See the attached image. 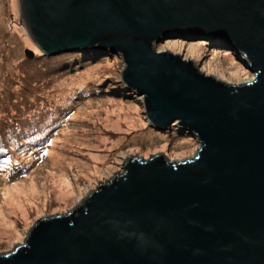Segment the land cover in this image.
Returning <instances> with one entry per match:
<instances>
[{
    "label": "water",
    "instance_id": "water-1",
    "mask_svg": "<svg viewBox=\"0 0 264 264\" xmlns=\"http://www.w3.org/2000/svg\"><path fill=\"white\" fill-rule=\"evenodd\" d=\"M18 2L42 55H117L149 125L200 147L182 161L130 157L74 209L38 219L0 264H264V0ZM168 35H208L254 79L159 50Z\"/></svg>",
    "mask_w": 264,
    "mask_h": 264
},
{
    "label": "rangeland",
    "instance_id": "rangeland-1",
    "mask_svg": "<svg viewBox=\"0 0 264 264\" xmlns=\"http://www.w3.org/2000/svg\"><path fill=\"white\" fill-rule=\"evenodd\" d=\"M19 16L18 0H0V115L5 110L9 119L20 118L29 110L27 124L37 134L32 142L42 147L20 148L0 170V253L23 243L41 217L71 211L122 174L130 157L182 161L200 147L189 134L149 125L143 97L121 82L120 57L106 51L94 60H82V51L42 55ZM209 39L168 35L159 50L199 56L202 65L233 80L254 79L235 52Z\"/></svg>",
    "mask_w": 264,
    "mask_h": 264
},
{
    "label": "trees",
    "instance_id": "trees-1",
    "mask_svg": "<svg viewBox=\"0 0 264 264\" xmlns=\"http://www.w3.org/2000/svg\"><path fill=\"white\" fill-rule=\"evenodd\" d=\"M209 40L211 41L212 44H214V40H212V38ZM224 47L226 49H229L227 48V46H224ZM103 53H106V52L97 51V50H84L80 52L81 54L80 56L82 57V60H94L96 56L104 55ZM77 61L78 60H76L74 63L76 64ZM88 90H89L88 88L86 87L84 88V92ZM78 95L81 96L80 94ZM20 110L21 109H19V111ZM28 112L29 110L26 109V112H24L22 115L18 113L20 118L12 117L11 119H9L6 116V114H4L5 110L2 111V114L0 115V170L4 169V165L7 163L8 161L7 159L9 158V156L13 152L19 153L20 148L24 149L25 151L31 150L35 152L37 148L42 147L41 144H36L32 142V141H35L37 134L33 132L35 129V126L33 125L31 128H29L31 124L30 123L27 124V118H29ZM172 130L176 131L177 133H181V134L185 133L176 128ZM3 161H5L4 164H2Z\"/></svg>",
    "mask_w": 264,
    "mask_h": 264
}]
</instances>
